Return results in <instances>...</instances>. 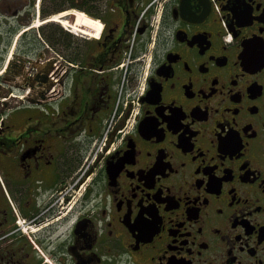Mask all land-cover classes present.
<instances>
[{
    "label": "flooded vegetation",
    "instance_id": "flooded-vegetation-1",
    "mask_svg": "<svg viewBox=\"0 0 264 264\" xmlns=\"http://www.w3.org/2000/svg\"><path fill=\"white\" fill-rule=\"evenodd\" d=\"M0 264H264V0H0Z\"/></svg>",
    "mask_w": 264,
    "mask_h": 264
}]
</instances>
